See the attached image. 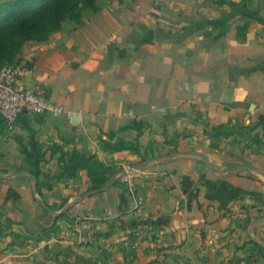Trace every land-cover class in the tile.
<instances>
[{"label": "crops", "instance_id": "1", "mask_svg": "<svg viewBox=\"0 0 264 264\" xmlns=\"http://www.w3.org/2000/svg\"><path fill=\"white\" fill-rule=\"evenodd\" d=\"M20 59L22 87L71 116L28 115L7 125L0 206L19 214L34 207V180L18 170L31 133L49 173L72 151L116 169L149 163L78 202L85 214L108 219L110 233L94 217L69 232L85 243L76 249L51 242L23 255L2 240L0 264H89V253L93 264H219L223 239L235 247L247 222L264 243V0H101L82 25L26 45ZM193 153L217 172L253 170L217 178ZM10 188L19 201L5 202Z\"/></svg>", "mask_w": 264, "mask_h": 264}, {"label": "rangeland", "instance_id": "2", "mask_svg": "<svg viewBox=\"0 0 264 264\" xmlns=\"http://www.w3.org/2000/svg\"><path fill=\"white\" fill-rule=\"evenodd\" d=\"M99 2H98V6H99ZM86 12L88 11H85L82 14V18H81L82 23ZM67 23L77 25L75 21L69 20L65 22V24ZM22 55H23V51L19 56V61L14 62L13 64L10 65H15V64L25 65L22 61H20ZM45 163H49V162L45 160ZM141 165L143 167H146L148 164H144V165L141 164ZM2 167L3 165L2 162L0 161V169ZM133 167L134 166H129L124 169L115 168L117 170V174L115 175L108 174L110 181L116 179L113 186L123 185L122 180L124 179V177L135 174L136 172L140 171V170H134ZM22 169L29 170V167L25 163V165H23L21 169L19 168L18 170H22ZM49 169L51 171L49 179L45 180L43 177H41V182H42L41 189L42 192L46 193V195L44 196L39 195L37 189V194L33 193L32 199L29 200V201L32 200L31 202L34 207H30L29 205L24 204L22 207L23 209L20 210L21 214H19L18 212L16 213L18 207L8 210L5 206H0V233H1L0 241L4 240L3 246L6 247V251L7 248L9 247H16L23 252V255H29V253H31V250H36V248L40 247L41 245L48 244L51 242L55 244L56 247H65L71 249H76L77 247H81L85 245L83 241H81L80 239L76 240V236L73 234L71 235L69 232L72 230L76 231L78 227H80L84 222L94 221L91 219L95 217L94 215L85 214L83 210L80 211V209L76 207L78 202L88 198L86 197L76 201L77 198L82 197L84 194L90 192L89 190L92 187V184L90 183V180L88 179L86 172H79L76 175V177L72 179H68L66 177H64L63 179H58V176L61 172V164L56 163V165L53 166L50 165ZM117 182H119V184L115 185ZM3 184L4 183L2 182L0 183V195L3 190ZM34 187H35V181H34ZM55 187L56 190L53 191ZM37 199H41L43 202L47 204V206H49V208L53 213H57V214L61 213L67 206L71 205V207L68 210V212H66L65 214H62L60 216H55L53 213L46 211L37 201ZM29 201L28 203H30ZM61 216L63 217L61 218ZM95 218H96L95 220L101 222L102 224L107 223L106 224L107 226L104 227L106 233H108L107 231H109L110 233L113 229H115V226L113 224L108 223L109 222L108 219L100 218V217H95ZM240 228L241 229L244 228V230L242 231L241 236H239L238 244H236V246L232 248H229L228 247L229 245H227L226 247L228 241L226 238H224L223 239L225 243L224 249L226 250L227 253H222V255L220 256L218 255L215 256L213 262L219 264H255V263L264 264V256H259L254 245L250 244V241L252 240L247 231L248 222L244 223V227H240ZM209 235L211 237V239L209 240L212 241V243L210 244L215 246L216 241L217 240L220 241V239L218 238V234L213 231L212 235L211 234ZM39 238H42V240L40 241ZM108 241L109 239L106 240V246H102V250L105 251V253L103 254V258L105 259H103V261L109 259L108 253H110V251L109 249H106L109 248ZM134 244L135 242H133V245ZM124 253L125 252L123 251V254ZM92 257L93 254L89 253L90 260L87 261L90 262L89 264H93ZM135 257L136 255L133 253L129 255V258L135 259ZM27 260H25V262H28ZM40 261L44 262L46 260L41 258ZM11 262H12L11 260L6 261L7 264H12ZM209 262H210V258L207 260V263Z\"/></svg>", "mask_w": 264, "mask_h": 264}, {"label": "trees", "instance_id": "3", "mask_svg": "<svg viewBox=\"0 0 264 264\" xmlns=\"http://www.w3.org/2000/svg\"><path fill=\"white\" fill-rule=\"evenodd\" d=\"M100 0H0V71L7 65L19 61L23 49L30 43H43L60 32L66 21H75L82 25V14L95 11ZM7 129V124L0 116V136ZM105 149L120 152L130 149L125 144H105ZM59 150L58 147H56ZM25 163L29 174L35 178L39 195H42L41 177L49 179L50 173L44 170L45 154L35 135L22 146ZM79 172H86L92 187L89 191L104 187L117 170L106 166L95 156L78 151L65 154L58 179L75 178ZM117 182L115 185H118ZM50 190V189H49ZM21 196L10 188L6 191L5 202H17ZM63 216H61L62 218ZM45 232V231H44ZM1 234V233H0ZM41 241L42 238H39ZM254 245L259 256H264V249Z\"/></svg>", "mask_w": 264, "mask_h": 264}, {"label": "built area", "instance_id": "4", "mask_svg": "<svg viewBox=\"0 0 264 264\" xmlns=\"http://www.w3.org/2000/svg\"><path fill=\"white\" fill-rule=\"evenodd\" d=\"M26 73L23 64L8 65L0 71V116L7 125L28 115L71 116L70 112L52 104L42 94L22 87L20 82Z\"/></svg>", "mask_w": 264, "mask_h": 264}, {"label": "water", "instance_id": "5", "mask_svg": "<svg viewBox=\"0 0 264 264\" xmlns=\"http://www.w3.org/2000/svg\"><path fill=\"white\" fill-rule=\"evenodd\" d=\"M193 154H194V155H197V156H199V157H201V158H203V160H204V161L206 162V164H207L208 171H209L213 176H215V177H217V178H222V179H223V178H229V177L235 176V175H237V174H239V173H241V172H243V171L253 170V169L248 168V167H240V168H236V169H234V170H231V171H229V172H225V173L217 172V171H215V170L212 168V166L209 164L208 159H207V157H206L204 154H201V153H193ZM148 163H149V162H147V164H148ZM133 168H134V170H141V169L143 168V166H142V165H137V166H134ZM258 172H259V171H258ZM259 173H260L261 176L264 177V173H262V172H259ZM121 175H123V174H121ZM31 178L35 181V178H34L33 176H31ZM115 181H116V179H114V180L108 182L104 187H102V188H100V189L92 190V191L88 192L87 194H84L82 197L77 198L76 201H78V200H80V199H83V198H86V197H89V196H91V195H95V194H99V193L104 192L105 190L111 188V187L114 185ZM33 193H34V194H37V183H36V181H35V187H34V189H33ZM37 201L41 204V206H42L46 211L53 213V212L51 211V209L49 208V206H47V204H46L45 202H43L41 199H37ZM70 207H71V205L67 206V207H66L61 213H59V214H57V213H53V214H54L55 216H60V215H62V214H65L66 212H68V210L70 209ZM250 237H251V240H252L256 245H258V246H260L261 248L264 249V243L259 242L257 239H255V238L251 235V233H250Z\"/></svg>", "mask_w": 264, "mask_h": 264}]
</instances>
